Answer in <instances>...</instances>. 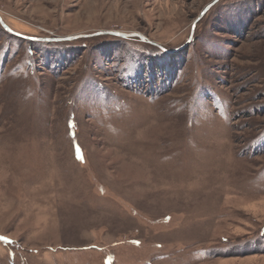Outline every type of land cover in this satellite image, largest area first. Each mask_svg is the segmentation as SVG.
<instances>
[{
    "label": "rangeland",
    "instance_id": "rangeland-1",
    "mask_svg": "<svg viewBox=\"0 0 264 264\" xmlns=\"http://www.w3.org/2000/svg\"><path fill=\"white\" fill-rule=\"evenodd\" d=\"M212 1L0 0V264H264V0Z\"/></svg>",
    "mask_w": 264,
    "mask_h": 264
},
{
    "label": "water",
    "instance_id": "water-1",
    "mask_svg": "<svg viewBox=\"0 0 264 264\" xmlns=\"http://www.w3.org/2000/svg\"><path fill=\"white\" fill-rule=\"evenodd\" d=\"M219 0H213L209 5L206 6V8L203 10L202 12V16L212 7L214 6ZM0 23L1 25L3 26V28L9 32H11L12 34L14 35H17V36H22L20 33H17L15 32L5 21L4 19L2 18V16L0 15ZM196 26V23H194V26H193V30L192 32L194 31V28ZM97 34H113V35H116V36H119V37H123V38H128V37H140L142 39H146L145 36H143L142 34L138 33V32H134V33H124V32H117V31H101V32H98L96 34H90V35H74V36H67V37H64V38H61V40H73V39H77V38H80V37H87V36H92V35H97ZM24 37V36H23ZM53 40H60L58 38H54Z\"/></svg>",
    "mask_w": 264,
    "mask_h": 264
},
{
    "label": "trees",
    "instance_id": "trees-1",
    "mask_svg": "<svg viewBox=\"0 0 264 264\" xmlns=\"http://www.w3.org/2000/svg\"><path fill=\"white\" fill-rule=\"evenodd\" d=\"M116 36V35H115ZM117 37H119V36H117Z\"/></svg>",
    "mask_w": 264,
    "mask_h": 264
},
{
    "label": "snow or ice",
    "instance_id": "snow-or-ice-1",
    "mask_svg": "<svg viewBox=\"0 0 264 264\" xmlns=\"http://www.w3.org/2000/svg\"><path fill=\"white\" fill-rule=\"evenodd\" d=\"M6 239V238H5Z\"/></svg>",
    "mask_w": 264,
    "mask_h": 264
}]
</instances>
